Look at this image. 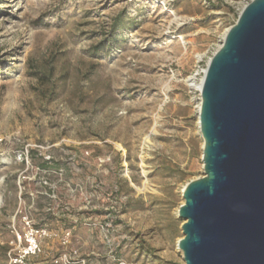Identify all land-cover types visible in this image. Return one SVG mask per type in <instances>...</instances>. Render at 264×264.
Here are the masks:
<instances>
[{
    "label": "rangeland",
    "instance_id": "1",
    "mask_svg": "<svg viewBox=\"0 0 264 264\" xmlns=\"http://www.w3.org/2000/svg\"><path fill=\"white\" fill-rule=\"evenodd\" d=\"M250 1L0 0V264H184L201 70Z\"/></svg>",
    "mask_w": 264,
    "mask_h": 264
},
{
    "label": "water",
    "instance_id": "2",
    "mask_svg": "<svg viewBox=\"0 0 264 264\" xmlns=\"http://www.w3.org/2000/svg\"><path fill=\"white\" fill-rule=\"evenodd\" d=\"M204 176L178 218L184 264H264V0H251L200 87Z\"/></svg>",
    "mask_w": 264,
    "mask_h": 264
},
{
    "label": "built area",
    "instance_id": "3",
    "mask_svg": "<svg viewBox=\"0 0 264 264\" xmlns=\"http://www.w3.org/2000/svg\"><path fill=\"white\" fill-rule=\"evenodd\" d=\"M201 73L204 76L205 71L201 70ZM19 240H20V237H19ZM40 252L41 251H40L38 244L36 243V240L33 238V236H31L30 241L27 242V246L23 248L20 256L16 258L15 260H18L20 264H28L26 262L27 258L35 257Z\"/></svg>",
    "mask_w": 264,
    "mask_h": 264
},
{
    "label": "trees",
    "instance_id": "4",
    "mask_svg": "<svg viewBox=\"0 0 264 264\" xmlns=\"http://www.w3.org/2000/svg\"><path fill=\"white\" fill-rule=\"evenodd\" d=\"M116 24V23H115ZM119 29V27L117 25L113 26V32H116ZM43 169H46V166H42Z\"/></svg>",
    "mask_w": 264,
    "mask_h": 264
},
{
    "label": "bare ground",
    "instance_id": "5",
    "mask_svg": "<svg viewBox=\"0 0 264 264\" xmlns=\"http://www.w3.org/2000/svg\"><path fill=\"white\" fill-rule=\"evenodd\" d=\"M200 87H201V83H200V85L198 86V88H199V91H200Z\"/></svg>",
    "mask_w": 264,
    "mask_h": 264
}]
</instances>
